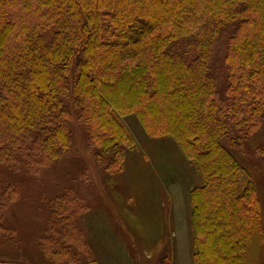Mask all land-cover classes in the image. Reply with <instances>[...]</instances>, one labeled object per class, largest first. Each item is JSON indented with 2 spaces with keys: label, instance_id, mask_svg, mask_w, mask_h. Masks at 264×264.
Here are the masks:
<instances>
[{
  "label": "trees",
  "instance_id": "trees-1",
  "mask_svg": "<svg viewBox=\"0 0 264 264\" xmlns=\"http://www.w3.org/2000/svg\"><path fill=\"white\" fill-rule=\"evenodd\" d=\"M69 104L109 170L135 145L120 116L172 136L202 177L189 194L193 264H247L254 233L264 238L261 204L251 180L238 188L243 168L223 140L264 117V0H0V162L28 167L23 151L33 165L62 158ZM64 220L50 228L72 238ZM55 244L49 257L73 255Z\"/></svg>",
  "mask_w": 264,
  "mask_h": 264
},
{
  "label": "rangeland",
  "instance_id": "rangeland-1",
  "mask_svg": "<svg viewBox=\"0 0 264 264\" xmlns=\"http://www.w3.org/2000/svg\"><path fill=\"white\" fill-rule=\"evenodd\" d=\"M214 56L221 66L222 39L214 45ZM227 86L228 81L222 80L219 92L225 97ZM120 118L135 145L126 150L119 169L107 168L111 156L92 144L87 124L71 104L66 121L70 145L62 158L40 165L38 155L33 165L23 151L28 167L0 162V205L7 201L5 208L0 207L4 229L0 234V261L193 264L189 194L201 184V174L172 136L150 137L135 114ZM239 128L232 130V141L223 143L243 168L238 188H243L247 179L256 186L264 228V117L250 134ZM97 150L102 153L100 158H96ZM65 195L71 200L64 210L57 199ZM167 207L172 210L171 218ZM64 219L71 224L72 238L63 239L50 228L51 221L64 224ZM45 237L63 240L73 255L69 252L68 257H49L45 251H56L60 244H44ZM247 264H264V238L260 239L258 230L247 252Z\"/></svg>",
  "mask_w": 264,
  "mask_h": 264
},
{
  "label": "crops",
  "instance_id": "crops-1",
  "mask_svg": "<svg viewBox=\"0 0 264 264\" xmlns=\"http://www.w3.org/2000/svg\"><path fill=\"white\" fill-rule=\"evenodd\" d=\"M186 197H187V195H185ZM185 201H186V199H185ZM190 201V200H189ZM186 203H187V201H186ZM185 203V212H186V217L188 218V213H187V206L186 205H188V203L186 204ZM188 209H189V206H188ZM190 212V211H189ZM167 213L170 215V218H171V215H172V210H170L169 209V207H167ZM187 221H188V219H186ZM190 224V223H189Z\"/></svg>",
  "mask_w": 264,
  "mask_h": 264
}]
</instances>
